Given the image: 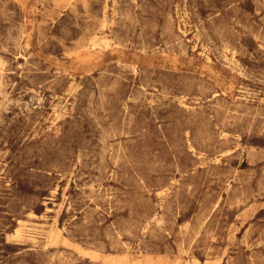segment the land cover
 Masks as SVG:
<instances>
[{
  "label": "rangeland",
  "instance_id": "rangeland-1",
  "mask_svg": "<svg viewBox=\"0 0 264 264\" xmlns=\"http://www.w3.org/2000/svg\"><path fill=\"white\" fill-rule=\"evenodd\" d=\"M0 264H264V0H0Z\"/></svg>",
  "mask_w": 264,
  "mask_h": 264
},
{
  "label": "bare ground",
  "instance_id": "bare-ground-1",
  "mask_svg": "<svg viewBox=\"0 0 264 264\" xmlns=\"http://www.w3.org/2000/svg\"><path fill=\"white\" fill-rule=\"evenodd\" d=\"M3 108V107H2ZM153 232V231H152ZM60 257V256H59Z\"/></svg>",
  "mask_w": 264,
  "mask_h": 264
}]
</instances>
